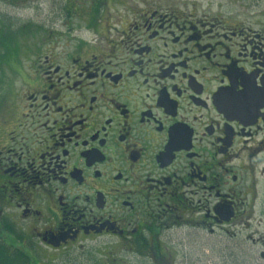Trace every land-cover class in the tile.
<instances>
[{"label":"flooded vegetation","instance_id":"af4514ba","mask_svg":"<svg viewBox=\"0 0 264 264\" xmlns=\"http://www.w3.org/2000/svg\"><path fill=\"white\" fill-rule=\"evenodd\" d=\"M122 5L90 39L36 41L0 106L2 264L98 240L173 264L189 231L264 207V25Z\"/></svg>","mask_w":264,"mask_h":264},{"label":"rangeland","instance_id":"374dc122","mask_svg":"<svg viewBox=\"0 0 264 264\" xmlns=\"http://www.w3.org/2000/svg\"><path fill=\"white\" fill-rule=\"evenodd\" d=\"M127 0H0V106L18 84L22 64L36 55V41L90 39L101 11L117 15ZM195 6L212 17L235 23L264 25V0H172ZM116 7V8H115ZM98 9L97 16L94 12ZM98 32L101 28L96 27ZM6 40V41H5ZM30 58V59H29ZM259 199L263 197L259 196ZM240 208L241 222L220 230L189 231L173 264H264V207ZM238 219V221H239ZM106 240L88 244L84 251L39 254L34 264H152L145 257L114 249ZM104 250V251H103ZM32 258L29 264H32Z\"/></svg>","mask_w":264,"mask_h":264},{"label":"trees","instance_id":"16d2710c","mask_svg":"<svg viewBox=\"0 0 264 264\" xmlns=\"http://www.w3.org/2000/svg\"><path fill=\"white\" fill-rule=\"evenodd\" d=\"M6 41V40H5ZM0 264H2L1 262H0Z\"/></svg>","mask_w":264,"mask_h":264}]
</instances>
